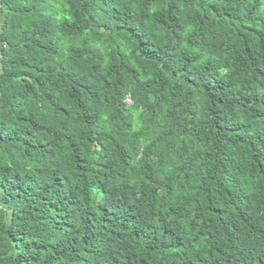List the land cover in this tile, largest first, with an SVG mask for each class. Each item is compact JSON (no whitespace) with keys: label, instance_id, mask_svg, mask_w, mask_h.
<instances>
[{"label":"trees","instance_id":"obj_1","mask_svg":"<svg viewBox=\"0 0 264 264\" xmlns=\"http://www.w3.org/2000/svg\"><path fill=\"white\" fill-rule=\"evenodd\" d=\"M0 264H264V0H0Z\"/></svg>","mask_w":264,"mask_h":264},{"label":"built area","instance_id":"obj_2","mask_svg":"<svg viewBox=\"0 0 264 264\" xmlns=\"http://www.w3.org/2000/svg\"><path fill=\"white\" fill-rule=\"evenodd\" d=\"M128 104H130V102H128Z\"/></svg>","mask_w":264,"mask_h":264}]
</instances>
